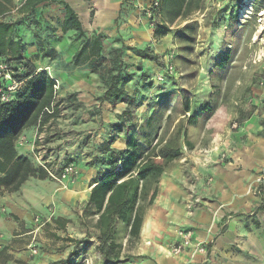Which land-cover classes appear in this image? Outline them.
<instances>
[{"label":"rangeland","instance_id":"374dc122","mask_svg":"<svg viewBox=\"0 0 264 264\" xmlns=\"http://www.w3.org/2000/svg\"><path fill=\"white\" fill-rule=\"evenodd\" d=\"M60 1L68 2L69 0ZM115 1H121L119 12L116 11V8L113 12L101 11L98 0H90V3L87 4V18H82L84 30L88 34L96 31L95 33H100L103 36L105 61L95 64L94 68L81 67L74 74V65L69 52L73 45L80 46V43L75 41L74 32L62 34L61 23L66 15L64 6L59 3H48L38 6L34 11L28 13L17 10L14 0L8 6V12L4 18L6 21L15 24L16 33L14 37L24 43L25 49L21 57L23 61L35 67L38 72L47 71L55 78L56 82L61 80L63 83L59 88L61 84L58 85L57 82L58 88L55 90V104L60 111L56 123L57 126L61 127L60 134L57 132L59 135L53 136L55 130H50L49 135L46 133L42 142L38 140L37 136L28 139L22 137V134L16 143L17 149L24 151L23 148L30 145L31 148L28 150L29 152L26 149V153L28 157H31L33 164L38 168H42L41 163H44L43 167H48L50 171L56 174L59 173L64 163L70 161L78 170L79 175L74 183L68 185L66 189L51 179L41 181L37 178H31L28 180L30 184L27 192L22 191L19 193L20 190L17 192L19 194L6 193L10 197L9 203L16 206L18 210L15 211L16 215H13L8 211L6 204H0V264H61V261H66V264H102L101 258L95 254L96 252L92 253L93 249L91 247L82 251L83 246H80V255L75 258L69 257L74 244L68 242L67 239L82 237L88 230L81 218L82 201L73 202L74 200L70 198L73 195L71 192L73 185L79 181L80 177H84V174H86L84 170L92 169L95 172L92 178V181H94L98 176L99 169H106L100 165L93 168L90 166L92 160L101 157L104 140L100 141L101 138L93 128L85 131H75L74 133L71 132V129L72 127L75 129H78L77 127L83 128L84 120L88 117L93 121H96V118L93 117L98 118L101 115L100 117L103 118L101 113L102 104L104 103L99 98L108 87L103 80L110 79L109 72L111 75L116 74V71L122 68L121 72L135 73L133 81L126 85V89H128L130 95L143 104L137 110L141 114V121L145 117L151 116L154 111L162 112L163 115L159 122L161 129L158 137H164L165 131H167L166 140L171 138L173 129L179 125V121H184L186 124L188 120L183 107L186 98L191 102V107H193V104L195 105L194 102L196 101H199V104L203 103L201 104L202 107L205 103L211 102L213 98H221V87L217 83L216 89L213 88V84L216 82L213 83L212 78L221 73L216 65L230 48L224 47L223 43L221 44V52L213 53L211 49L214 47L213 43H215L216 35L212 37L210 33L211 37L204 36L201 31H204L206 27L208 30L211 29L213 33L215 26L221 25L225 20L224 14H228L227 19H230V22L232 18L236 19V8L234 6L230 8L231 5L229 4L218 5L216 0H203L201 13L199 11L191 12V15L187 18L183 17L172 26H169V31H176L182 28L186 21L187 23L194 21L199 23L194 51L191 54H186L181 52L180 46L175 43L172 34L168 33V35L163 36V17L160 15V11L154 13L151 9L154 0ZM115 1L114 7L117 5ZM261 7L262 3L260 1L254 5L255 11ZM202 13L204 17H202ZM150 15L152 16L150 17ZM102 18L105 20H101ZM253 19H256V17L253 16L251 20ZM157 31L160 32L158 37L156 36ZM210 42L211 44L208 45ZM58 46H61V48L58 49ZM148 47L152 48L163 60L168 56L166 66H173L176 72L170 75L166 66L163 69L156 65L158 67L156 70L158 69L159 73L152 74L153 77L155 76L152 82L153 85L147 89L142 88L144 83L139 78L140 60L135 53L136 50ZM117 49L121 51L119 65L117 63L113 64L111 60L113 52ZM50 50H55L56 55L52 58L45 57L44 54ZM11 59L16 61L18 57H11ZM201 63L209 65V67H206L205 72L201 71ZM85 69L92 71V75L96 77L94 81L85 82L83 74ZM211 70H215V74L212 76L210 75ZM202 73L203 76L200 77ZM102 77L106 78L103 79ZM160 77L162 80H159ZM151 79H147V83ZM87 92L96 93L95 96L93 95L95 99H89L85 95ZM168 113H171V119L167 122L166 115ZM183 116L185 119L182 118ZM208 120L203 116L189 128L190 139L195 138L199 133L200 125L205 124ZM232 125V123L228 125L230 131L233 130L230 129ZM38 130L41 131V129ZM21 138L24 140L22 141ZM55 140L60 141L59 147L70 146L73 149L69 151L65 148L62 156L58 155L55 160L49 158L54 151L47 152L46 157L43 153L44 159L38 161L36 157H42V153L39 152H41L43 142L54 144ZM227 140L230 141V139ZM221 143L226 144L225 137L222 138ZM181 147L179 159L171 161L168 164L167 172L159 178V194L161 191L169 193L167 197L169 202H182V196L189 194L192 202L188 208L192 209L199 206L203 200L208 201L204 197H209L208 193H211L212 187L222 188L227 185L229 177L225 172L228 167L231 147H229V144L228 146L226 144L219 147L216 150L217 155L210 156L212 160L207 159L208 153H200L199 150L190 152L183 147V144ZM150 150L151 148H148V151ZM223 154L225 157H223ZM186 156L188 160H185ZM212 167L213 173H211ZM216 173L222 176L216 175ZM44 182H47L48 186ZM175 189L179 190V196L172 197L170 193ZM249 190L245 192L241 189L233 190L234 196L230 195V200L244 199L247 205L253 206V213L245 210L239 211V213L244 212L242 214H250L252 219L256 209L260 206L264 207V189L259 190L261 194H255ZM253 199L256 204H254ZM158 201L159 204L155 206L154 212L164 205V200L161 197ZM225 201L227 200L219 203V207L213 215L214 219L222 220V211L227 207L225 204L228 203V201ZM148 210L146 208L145 213ZM52 213L54 214L52 225L48 224L38 230L36 217L40 216L43 219H48L49 214ZM66 217L71 219L68 220L65 228L58 227L54 222L55 219L67 220ZM182 231L186 230L178 229L176 233L179 234ZM75 232L77 233L75 234ZM91 232L94 233L93 230ZM200 241L204 243L207 249L209 242ZM212 241L215 242L216 240ZM32 245L36 246L37 254L32 253ZM171 245L167 248V252ZM125 249L127 251L128 247H125ZM3 250L4 252H2ZM233 251L241 254V257H237L236 260L230 257L228 260L230 264H264V252L256 254L241 251L236 247ZM134 258L126 264H136L144 260L140 259L142 257L134 256ZM6 259L8 260L6 261Z\"/></svg>","mask_w":264,"mask_h":264},{"label":"trees","instance_id":"16d2710c","mask_svg":"<svg viewBox=\"0 0 264 264\" xmlns=\"http://www.w3.org/2000/svg\"><path fill=\"white\" fill-rule=\"evenodd\" d=\"M232 2L237 3L235 11L237 17V10L242 0H232ZM48 3H59L64 6L66 15L61 23L62 34L74 32L75 41L80 43L79 49L72 57L73 65L78 67L89 63V66L94 68L95 64L105 61L103 36L100 33H95L96 31L88 34L84 30V21L81 16L68 2L27 0L19 10L28 13L34 11L38 6ZM10 4H12V0H0V61L7 62L15 71L23 69V77L20 79L23 85L12 101L0 104V197L6 193L19 192L31 178L55 181L50 177L48 167H36L30 157L18 152L16 143L23 132L29 128L37 127L40 124L39 129L44 130V127L47 126L48 130L60 113L55 104V86L57 82L59 85V80L56 82L55 78L47 71L38 72L35 67L26 64L21 58L25 49L24 43L14 37L15 24L4 18ZM201 8L202 0H159V6L153 9L154 13L160 11V15L163 17V36L168 33L172 34L175 43L180 46L183 53L191 54L194 51L199 23L189 22L176 31H169L168 27L172 26L179 18H187L191 12L201 10ZM159 34L160 32L157 31L156 36L158 37ZM120 53L119 49L113 52L111 59L113 64H118L121 58ZM135 54L140 60L139 78L144 83L142 88H151L155 76L153 77L151 73L145 71V65L152 63L164 69L166 59L169 57L161 59L150 47L136 50ZM55 55V50L47 51L44 54L49 58ZM11 57H18V59L13 61ZM230 59L231 52L228 51L217 63L216 68L224 73ZM121 71L122 68L112 75L109 72L110 79L103 80L108 87L106 86V91L99 98L102 103L107 102L113 109L120 104L125 105L126 108L119 116L122 121L121 125H113V136L103 143L101 157H96L90 162L92 168L100 165L106 169H99L97 178L91 183L93 188L88 201L82 209L81 218L88 230L85 236L67 239L68 242L74 244L69 255L70 258L80 255V246H83L82 251L91 247L101 254L102 264H126L135 259L133 255L125 252V242H127L126 246L132 247L140 241L144 222L140 204L142 202H148V206L153 204L159 193V178L167 172L168 164L171 161L179 159L181 145L190 146L189 128L203 116L210 119L217 109V99L213 98L211 102L205 103L198 113L189 117L186 124L184 121H179L171 138L165 139L167 131H165L164 137L159 138L161 129L159 122L163 115L162 112L154 111L137 129L139 124L136 116L137 110L143 104L130 95L126 89V85L133 81L135 73ZM213 74H215V70L210 73L211 76ZM150 78L152 81L147 83V79ZM62 85L63 83L59 85V88ZM213 88L215 87L213 86ZM52 104L54 108L53 113L50 114L45 109H51ZM183 107L184 113L191 111V102L188 98L185 99ZM170 119L171 114L166 117V121L168 122ZM153 130L155 134L151 138ZM131 131H133V135ZM48 132L49 130L47 135H49ZM121 135L126 136V147L123 150L114 149L112 146ZM148 148L151 150L148 151ZM64 164L73 163L67 161ZM263 209L264 207L261 206L260 210ZM54 222L58 227L65 228L68 220L55 219ZM48 224L52 225V221ZM90 229L98 234L89 233ZM94 237L96 240L93 242L91 238ZM61 262V264L67 263L66 261Z\"/></svg>","mask_w":264,"mask_h":264},{"label":"crops","instance_id":"0c3cea01","mask_svg":"<svg viewBox=\"0 0 264 264\" xmlns=\"http://www.w3.org/2000/svg\"><path fill=\"white\" fill-rule=\"evenodd\" d=\"M114 1L98 0L100 10L113 12L114 8H116V11L119 12L121 1H115L117 3L116 7H114ZM216 2L218 5L229 4L231 5L229 6L230 8L233 6L236 8L237 5V3L232 2V0H216ZM68 3L74 7L81 18H87V4L90 3V0H69ZM195 11L201 13L200 10ZM223 16L225 20L221 25L215 26L213 33L211 29L208 30L206 27L204 31H201L204 36H210V33L212 37L216 35L215 43H213L214 47L211 49L213 53L221 52V44L223 43L224 47L227 46L230 48L229 52H231V59L227 66V70L224 73H219L215 78H212V82H216L213 85L215 89L217 83L220 85L222 95L221 98H216L217 109L215 114L205 124L202 123L200 125L199 133H197L194 139H190L189 137L190 146L188 147L183 144V147L190 152L199 150L200 153H208L207 159L212 160L210 156L217 155L216 150H218L219 147H223L226 144L228 146L229 144L231 149L228 167L225 172L229 180L227 181V185L222 188H217L216 186L212 187L211 193H208L209 197H204L208 201L203 200L201 203L202 205L200 204L196 208H188L190 207L189 204L192 202V200L190 201L191 196L189 194H184L182 196V202H169L167 199L169 193L161 191L160 194L158 193L159 196H157L152 205L148 206V202H142L140 204V209L143 214L144 222L140 241L132 247L126 246L127 242H125V247H128L127 251L125 249L127 254L135 257H142L140 259H144L142 262H137L136 264H230L228 262L230 257L235 260L237 257H241V254L233 251L234 247L241 251L256 254L264 252V209L260 210L261 206L256 209L251 219L252 216L250 214H242L244 212L239 213V211L245 210L253 213V206L247 205L244 199L230 200V195L234 196L233 190L237 191L241 189V191L245 192L250 188V192L257 194L260 193L259 190L261 191L264 189V183L259 184L256 182L262 173H264V87L259 85V80L264 73V59L256 64L253 63L258 54L264 55V39L260 42L253 41L255 29L257 28L256 19L240 25L235 18H232L230 22V19H227L228 14H224ZM202 17H204L203 13ZM103 18L101 20L104 21L105 19ZM180 19L182 18L178 20ZM184 24H187V21ZM258 34H256V36H258ZM209 44H211V42L208 43V45ZM61 46L57 48L60 49ZM78 49L79 46L77 44L73 45V48H71L69 52L70 59ZM200 66L202 72L206 71L207 66L209 67L208 64L205 65L203 63H201ZM81 67L90 68L89 63L83 66H74L73 74L76 73L77 69H81ZM156 68L158 67L152 63H147L144 67L145 71L153 75L159 73ZM83 74L85 82H92L96 79L95 75H92L91 70L85 69ZM202 76L203 73L200 77ZM95 94L96 93L93 92L85 93L91 100L95 99L93 97ZM198 102H194L195 105H192L191 111L185 114L188 118L199 112L201 104L203 103L199 104ZM102 106L103 109L101 114L103 118L100 117L101 115L98 118L93 117L96 118V121H93L88 117L84 120V129L82 127H77L78 129L72 127L71 132L74 133L75 131H85L93 128L99 138H101L100 141L102 142L104 140L103 142H106L109 137L113 136L114 131L112 126L121 125L122 121H120L119 116L125 111L126 106L120 104L113 109L107 102H104ZM169 114L171 113H168L166 117ZM140 115V112L137 111L136 116L139 120L137 129L143 121L150 117H145L144 120L141 121ZM182 118L185 119L184 116ZM230 123L233 125L237 124V127L234 128L232 125L230 129L233 130L230 131L228 128ZM38 129V126L29 128L23 132L22 137L30 139L33 136H37L38 140L42 142L48 130H55L53 136H58L61 127L57 126L55 120L48 130L47 126L44 127V130L41 129V131H39ZM38 133L40 134L38 135ZM131 134L133 135V131H131ZM154 134L155 131L153 130L151 132V138L154 137ZM223 137L226 139V144L221 143ZM125 138V135L119 136L117 142L112 147L114 149L123 150L126 147ZM227 139H230V141ZM56 141L58 140H55L54 144H46L43 142L40 150L41 152H39L40 154L42 153V159H44L43 153L46 157L47 152L54 151L49 158L55 160L58 155L62 156V152L65 148L69 149V151L73 149V147L70 146L59 147L60 141ZM155 142L156 140L154 143ZM221 144L222 146H220ZM48 146H50V148H48ZM30 148V145H27L23 148L24 151L18 149V152L22 155H27L26 149L28 151ZM187 156L185 160H188V157H190ZM84 171H86L84 172L86 174H84L83 178L80 177L79 181L73 185V190L71 191L73 195L70 197L71 200H74L73 202H77L78 200L82 201L81 205L83 208L93 188L91 187V183L93 175L95 174L92 169ZM203 172L206 174L205 171ZM211 173H213V167ZM216 175L222 176L218 173H216ZM29 184L30 183L27 181L19 193L22 191L27 192ZM44 184L48 186L47 182H44ZM170 195L172 197L179 196V190H172ZM160 197L164 200V205L154 212L155 206L159 204L158 199H160ZM9 200L10 197L4 194L0 197V204H6L8 211L16 215L15 211L18 209L16 206L10 204ZM224 200H227L228 203L225 204L227 207L222 211V220L214 219L213 215H215L214 213L218 209L219 203ZM253 202L256 204L254 199ZM146 208L149 209L147 213H145ZM80 211H82V209ZM51 215L54 217L53 213L49 214V217H51ZM66 218L67 220L71 219L69 217ZM178 229L191 230L199 241L209 242V244H207L206 254H193L192 251H185L179 257L168 255L167 248L180 240L176 233ZM91 231L90 229L89 233L92 234ZM76 233L77 232H75V234ZM95 233L98 234L96 231L93 234ZM85 234L83 235L85 236ZM214 239L216 240L215 242L212 241ZM95 240L96 238L94 237L92 241L94 242ZM92 253L99 255L101 258V254L96 249L93 248Z\"/></svg>","mask_w":264,"mask_h":264},{"label":"built area","instance_id":"2783aa9c","mask_svg":"<svg viewBox=\"0 0 264 264\" xmlns=\"http://www.w3.org/2000/svg\"><path fill=\"white\" fill-rule=\"evenodd\" d=\"M16 4V9H20L24 6L27 0H14ZM257 1H260L262 3V7L255 11L254 5ZM159 6V0H154L153 7L151 9H155ZM152 14V13H151ZM152 15H150L151 17ZM253 16L256 17V24L257 28L255 31V34L253 36L254 42H260L262 39H264V0H242L241 4L239 5V8L237 10V22L238 24H246L249 20L253 18ZM259 33V34H258ZM258 34V36H256ZM264 59V55H257L254 59L253 63H258L261 60ZM166 69L170 75L175 74V69L171 65H167ZM23 77V69H19L18 71H15L11 65H9L5 61H0V104H6L12 101L16 95V93L21 89L23 82L20 81V79ZM159 80H162L160 77ZM259 85L264 87V73L261 76L259 80ZM57 85L55 86V90L57 89ZM55 100V99H54ZM54 105L52 104L51 109H45L50 114L53 113ZM40 127V124L38 125V128ZM234 128L237 127V124L233 125ZM22 141L24 140L21 138ZM41 139V138H40ZM223 157L225 155L223 154ZM38 161H42V158L40 156L36 157ZM41 163V162H40ZM42 166L44 163H41ZM50 177L54 179L58 184H60L62 187L67 188L68 185L74 183V181L78 178L79 172L76 169V167L73 164H63L61 167L59 173H54L49 171ZM257 182L259 184L264 183V173L258 178ZM53 215L49 217L48 219H43L40 216L36 217V223L38 224V230L45 227L49 222L52 221ZM180 240L168 249V252L171 256L179 257L181 256L185 251H192L193 254H206V247L204 246V243L199 241L196 236L194 235V232L191 230L182 231L178 234ZM31 250L33 254H37V248L36 246L32 245Z\"/></svg>","mask_w":264,"mask_h":264},{"label":"bare ground","instance_id":"6f19581e","mask_svg":"<svg viewBox=\"0 0 264 264\" xmlns=\"http://www.w3.org/2000/svg\"><path fill=\"white\" fill-rule=\"evenodd\" d=\"M51 73H52V72H51ZM59 84H62V81H61V80L59 81Z\"/></svg>","mask_w":264,"mask_h":264}]
</instances>
